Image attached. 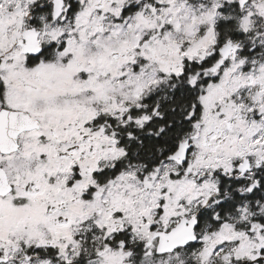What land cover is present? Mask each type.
I'll return each instance as SVG.
<instances>
[{
    "label": "snow or ice",
    "instance_id": "1",
    "mask_svg": "<svg viewBox=\"0 0 264 264\" xmlns=\"http://www.w3.org/2000/svg\"><path fill=\"white\" fill-rule=\"evenodd\" d=\"M0 264H264V0H0Z\"/></svg>",
    "mask_w": 264,
    "mask_h": 264
}]
</instances>
